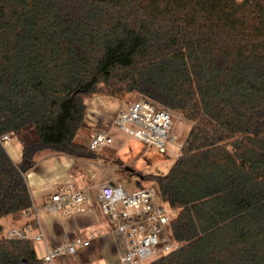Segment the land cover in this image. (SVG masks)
<instances>
[{
	"label": "trees",
	"instance_id": "obj_1",
	"mask_svg": "<svg viewBox=\"0 0 264 264\" xmlns=\"http://www.w3.org/2000/svg\"><path fill=\"white\" fill-rule=\"evenodd\" d=\"M134 92L193 123L169 172L142 175L180 209L179 247L147 264H264V0H0V220L32 206L40 152L95 158L88 99ZM2 231L0 264H46Z\"/></svg>",
	"mask_w": 264,
	"mask_h": 264
},
{
	"label": "built area",
	"instance_id": "obj_2",
	"mask_svg": "<svg viewBox=\"0 0 264 264\" xmlns=\"http://www.w3.org/2000/svg\"><path fill=\"white\" fill-rule=\"evenodd\" d=\"M175 114L169 107L139 93L134 101L118 110L110 124L95 130L85 147L100 160L104 150L114 144V132L120 130L143 142L147 148H157L162 154L167 152L168 144L175 146L180 150L174 153L177 159L183 146L176 143L179 134L176 132ZM10 136L5 134L1 140L5 143ZM99 166H102L101 162ZM90 199V190L79 187L75 179H71L58 183L42 208L48 213L75 218L86 211L85 206ZM97 199L103 215L112 226V235L120 236L126 246L119 256L120 264H147L179 247L172 235L171 223L178 217L180 209L160 204L154 186L129 191L113 176L97 187ZM39 211V207L32 204L21 215L28 220L36 219ZM32 231L31 221H28L22 228L11 227L5 237L46 242L43 229L40 228V232L35 235ZM159 233L163 234L162 239ZM96 238L94 234L89 237H66L58 245L48 247L41 259L46 264H56L59 258L74 257L81 250L88 249Z\"/></svg>",
	"mask_w": 264,
	"mask_h": 264
},
{
	"label": "crops",
	"instance_id": "obj_3",
	"mask_svg": "<svg viewBox=\"0 0 264 264\" xmlns=\"http://www.w3.org/2000/svg\"><path fill=\"white\" fill-rule=\"evenodd\" d=\"M96 98L97 100L94 102ZM110 98L107 96H96L87 100L88 112L86 123L76 136V141L79 144L86 146L90 135L97 130L91 126L93 125V121L101 122L97 117L99 114L94 113L96 105L103 104L110 107L112 105ZM90 103L91 105H89ZM122 107L123 104L112 106L114 116H110L108 121L112 122L118 110ZM4 146L11 158L16 163H19L23 152L20 140L11 135L9 140L4 143ZM113 160V158H108V156L104 155L99 160L96 157L93 159L75 158L50 150L40 152L36 156L37 163L35 168L26 175L33 204L40 209L38 218H30L28 220L23 216L18 219L10 215L4 216L2 217L3 220L1 219L0 221L8 223L9 227L6 232L11 227L22 228L28 221H31L32 233L34 235L40 232V228L43 229L46 242H33L39 258L45 256L48 247L58 245L66 237H75L77 235L89 237L91 234H94L97 238L93 241L92 245L77 254L80 257V261L89 263L91 260H95L99 264H120L119 256L121 252L125 251L126 246L120 236L116 237L112 235V226L103 215L97 199V187L111 180L114 176L113 167H110ZM99 162L102 163L101 167L99 166ZM71 179H75L79 187L90 190L91 199L85 206L86 211L75 218H69L65 215L48 213L43 210V205L50 199V195L55 191L58 183ZM69 259H72V257H69ZM62 260L57 259L56 264L61 263Z\"/></svg>",
	"mask_w": 264,
	"mask_h": 264
},
{
	"label": "rangeland",
	"instance_id": "obj_4",
	"mask_svg": "<svg viewBox=\"0 0 264 264\" xmlns=\"http://www.w3.org/2000/svg\"><path fill=\"white\" fill-rule=\"evenodd\" d=\"M138 94L139 93L137 92L130 93L123 99L111 97L110 100L112 105L110 107L104 106L103 104H99L98 106L96 105L95 109L93 108L95 112H93L99 114L97 117L101 122L98 123L93 121V125H91L92 128L99 129L110 124L111 122L108 121V119L110 116H114L112 106L118 104H123V106H126L130 102L134 101ZM96 96L102 97L103 95H95L93 97ZM96 100L97 98L94 100V102ZM91 103L89 105H91ZM175 113L174 120L176 122V132L179 134V138L176 143L178 146H183L191 131L192 122L187 120L182 112L175 111ZM166 149L167 152L162 154L157 148H147V146L138 139L129 137L120 130H116L114 132V144L111 147L106 148L103 152V155L114 159L110 167H113L114 176L125 186L127 190L135 191L143 187L154 186L157 189L158 202L162 205L170 207L169 204L163 201L156 182L148 178L142 179L140 176L147 174H166L169 172L176 160L174 153H179L180 150L169 144L167 145ZM127 167H131L134 172L132 173L128 171L126 169ZM110 171L112 172V170ZM1 223L3 225V231L1 235L5 237V234H7L6 230L8 229L9 225L6 221ZM159 238H163L162 233H159ZM59 259H63L61 263L59 262V264H99L95 260H91L89 263L82 262L80 261V257L77 255L72 257V259H69L68 257H62Z\"/></svg>",
	"mask_w": 264,
	"mask_h": 264
},
{
	"label": "water",
	"instance_id": "obj_5",
	"mask_svg": "<svg viewBox=\"0 0 264 264\" xmlns=\"http://www.w3.org/2000/svg\"><path fill=\"white\" fill-rule=\"evenodd\" d=\"M128 171H130V172H134V170L131 168V167H127L126 168ZM141 176V178L143 179V176L142 175H140ZM27 261L26 260H24V263H26Z\"/></svg>",
	"mask_w": 264,
	"mask_h": 264
}]
</instances>
